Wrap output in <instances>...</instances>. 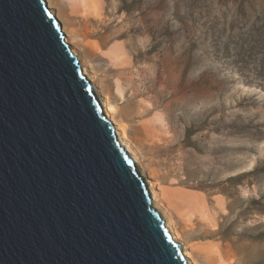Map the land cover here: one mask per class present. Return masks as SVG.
<instances>
[{"label":"rangeland","instance_id":"1","mask_svg":"<svg viewBox=\"0 0 264 264\" xmlns=\"http://www.w3.org/2000/svg\"><path fill=\"white\" fill-rule=\"evenodd\" d=\"M51 4L198 264H264V0Z\"/></svg>","mask_w":264,"mask_h":264},{"label":"water","instance_id":"2","mask_svg":"<svg viewBox=\"0 0 264 264\" xmlns=\"http://www.w3.org/2000/svg\"><path fill=\"white\" fill-rule=\"evenodd\" d=\"M0 264H190L45 0H0Z\"/></svg>","mask_w":264,"mask_h":264},{"label":"bare ground","instance_id":"3","mask_svg":"<svg viewBox=\"0 0 264 264\" xmlns=\"http://www.w3.org/2000/svg\"><path fill=\"white\" fill-rule=\"evenodd\" d=\"M45 1L47 3V6L53 11L54 15L61 22V30L66 34V40H67V42H69L70 45L72 46L73 52L77 54V56H78V58L80 60V63L82 65V69L87 74V76L90 78V80L93 82L94 87H95L98 95L100 96V92L98 91V87H97V85L95 83L96 81H94V78L92 77V75L88 71V68L86 67V65L84 63L81 54L76 49V47L74 45V40L69 35L70 33L68 32V30L66 28V25L64 23V20H62V18L60 16V13L54 10V7L51 4V0H45ZM101 104H102V107H103V110H104L105 114L113 121L119 139L126 145V147L132 153V155L134 156V158L138 161V163L140 165V168H141L142 172L144 173V166L141 164L142 162L140 163V161H139L140 158H139L138 154L136 153V151L134 150V148H132L131 139H130V135H129V132H128V128H127V126H126L125 123H121L117 119L118 117L116 115V113H117L116 105L111 102L109 96H106V99L101 98ZM150 111H151V108L150 107H147L144 110V113L145 112L148 113ZM148 182H149V186H150L151 193H152V196H153L154 205L161 212V214L163 215V217L165 218L166 223L169 226L170 231L172 232L174 238L177 239V240H179L181 242V244L183 245V253L188 258V262L190 264H198V260L196 259V257L193 254V252L189 249L188 246H186L184 244V242H183V236H182L181 232L176 228V225L174 223V220L173 219H170L166 215V211H164V210L161 209L162 203L159 202V195H158V193L156 192V190L154 188V183L152 182V180L150 178H148ZM213 252H215V250ZM216 253H217L216 255H214V254L211 255L212 257H210V258H212V260L213 259L214 260L216 259L215 261H217V259H220V261H219L220 264H234L233 262H227V261H225L224 258H223V254L218 249H217Z\"/></svg>","mask_w":264,"mask_h":264}]
</instances>
